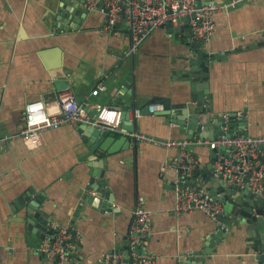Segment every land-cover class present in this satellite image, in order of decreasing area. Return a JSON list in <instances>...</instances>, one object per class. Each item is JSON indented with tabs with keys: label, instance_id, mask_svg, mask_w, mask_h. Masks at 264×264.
I'll list each match as a JSON object with an SVG mask.
<instances>
[{
	"label": "crops",
	"instance_id": "1",
	"mask_svg": "<svg viewBox=\"0 0 264 264\" xmlns=\"http://www.w3.org/2000/svg\"><path fill=\"white\" fill-rule=\"evenodd\" d=\"M207 1L232 0L199 2ZM64 4V0H0V264H58L53 256L42 257L26 233L28 207L41 195L44 201L38 210L53 218L52 226L70 228L76 220L75 264H101L107 253H126L139 202L152 212L146 249L158 264H176L181 257L206 250L212 251L199 264L257 260L264 264L262 239L246 226L230 228L225 237L215 234V219L204 212L175 211L171 180L176 171H164V166L179 154L178 149L131 139L130 149L92 152L79 131L83 123L44 131L41 146L33 149L16 137L25 128L29 102L55 105L63 91L72 92L86 109L101 105L124 111L130 107L110 101L130 78L129 88L120 90L126 105L134 99L141 109L158 98L183 102L191 84L181 72L200 52L217 55L208 60L214 112L244 114L248 135H264V45H258L264 42V0L243 1L217 14L216 34L202 47L195 44L188 21L182 19L173 28L153 31L134 53L130 31L107 30L101 9L91 10L79 29L60 32L57 24ZM101 83L106 90L94 95ZM135 131L158 140L188 138L166 117L143 115ZM191 149L201 164L209 163L208 146ZM98 162L104 164L117 214L82 204ZM44 243L48 248L51 241Z\"/></svg>",
	"mask_w": 264,
	"mask_h": 264
},
{
	"label": "built area",
	"instance_id": "2",
	"mask_svg": "<svg viewBox=\"0 0 264 264\" xmlns=\"http://www.w3.org/2000/svg\"><path fill=\"white\" fill-rule=\"evenodd\" d=\"M243 1L232 0L227 3H215L199 0H88V10L101 9L106 15V29L117 31L127 28L132 35L131 52H136L144 38L156 29L167 24L177 26L179 21H188L192 37L195 41L206 45L211 42L217 31L216 15L236 7ZM106 85L99 84L93 91L98 95L106 90ZM100 111L97 119H92L88 110L70 91H63L55 105L44 101H32L25 107V128L16 137L24 140L29 148L41 146V134L51 128H59L69 123L97 124L104 126L101 130H111L114 134L128 135L134 142H153L165 148H176L179 154L167 162L164 171L173 169L176 174L171 180L175 189V211L178 214L195 211L204 212L217 219L224 213L225 207L212 195L204 184L190 185L200 158L191 149L193 145H206L210 149H219L217 160L213 166L215 175L228 185L248 188L255 194L264 190V166L261 158L264 147V135L224 136L216 140L210 139H168L158 140L152 135L139 131H127L123 128V116H129L131 122L143 116L141 108L130 107L127 110L110 107H95ZM164 110V104H151V113ZM153 230L152 212L143 202H139L134 210V221L128 239V253L110 252L101 260V264H158V258L147 251L148 238ZM69 228L61 227L52 249L43 247L42 252L48 256H60L58 264H75L72 255L76 246L68 242ZM255 264H262L259 260Z\"/></svg>",
	"mask_w": 264,
	"mask_h": 264
},
{
	"label": "water",
	"instance_id": "3",
	"mask_svg": "<svg viewBox=\"0 0 264 264\" xmlns=\"http://www.w3.org/2000/svg\"><path fill=\"white\" fill-rule=\"evenodd\" d=\"M88 0H64L65 4L59 11V20L57 24L60 28V32L63 30L72 31V29H79L84 19L90 14L91 10L85 7ZM200 1V0H199ZM76 23L75 25H73ZM163 27L173 28L172 24H167ZM198 47H202L203 44L197 41ZM264 45V42L258 44ZM256 46V44H254ZM197 50H199L197 48ZM196 49L195 51L198 52ZM196 58L189 60L187 70L181 72V78H184L187 82H190L189 93L185 97L183 102L173 103L169 98H158V101L164 104V110L151 113L149 107L151 104L145 106L143 110L144 116H158L166 117L169 122L175 123L180 126L181 129L188 133V138H200L216 140L224 136L235 135H248L246 131L247 119L244 114L238 113H215L214 106L209 100L210 85H209V71L210 65L208 60L217 55L208 54L206 52H200L196 55ZM183 73V74H182ZM130 78L121 87L120 90H126L129 88L128 83ZM131 81H134V77H131ZM67 85V84H66ZM59 89L64 85H58ZM112 96L110 105L117 106L123 105L128 107L137 108L135 99L128 105L124 104L120 99L122 98L121 92ZM105 107V106H102ZM90 111L92 119H97L100 115V111L96 109L87 108ZM123 128L125 132L135 131L137 120L131 122L129 116L125 114L123 116ZM104 126L102 123L97 124H83L80 126L79 131L86 138L87 142L91 146L92 152L101 150L103 152L113 154L118 153L121 150L130 149L131 138L128 135H122L117 137L111 130H101ZM219 149H211L210 161L207 165L199 162L193 176L190 178L189 184H204L209 192L217 196V200L225 207L224 213H222L217 219H215V234L228 235V230L240 229V227H247L249 231L254 232L255 236L260 237L262 242L260 250L264 252V230L261 228L264 225V190L261 194H255L247 187L242 188L240 186L228 185L223 182L222 178L217 177L214 172V164L217 160V153ZM264 151V147H262ZM264 165V156L261 158ZM95 170L90 178L87 192L84 193L82 204H90L101 209V212L118 213L115 208V198L112 195V190L106 179V170L103 162L95 163ZM264 187V179H263ZM44 195L36 198L28 207L29 217L27 221V237L28 241L33 243V247L37 248L38 253L42 257L48 256L47 253L42 252V248L45 246L44 242L49 239L51 243L48 245L49 249L53 248L54 241L60 233L61 227L52 226L53 218L47 216L43 211H39V207L43 204ZM18 204V203H17ZM79 216V212L76 213V217ZM76 220L71 222L69 233L72 238L68 239V242L77 244V230L75 229ZM128 243V242H127ZM210 246H215L211 244ZM126 249V248H125ZM212 250L202 251L196 253L194 256L181 257L176 264H199V262L205 260V256L211 253ZM128 253V247L126 254ZM74 258V254L72 255ZM56 261H60V256L55 257ZM260 259L264 260V255H260Z\"/></svg>",
	"mask_w": 264,
	"mask_h": 264
}]
</instances>
